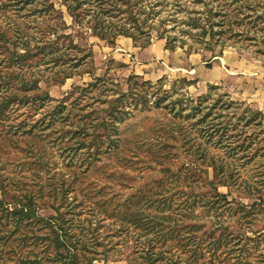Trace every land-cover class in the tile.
Returning <instances> with one entry per match:
<instances>
[{
    "label": "trees",
    "instance_id": "trees-1",
    "mask_svg": "<svg viewBox=\"0 0 264 264\" xmlns=\"http://www.w3.org/2000/svg\"><path fill=\"white\" fill-rule=\"evenodd\" d=\"M252 2L260 8L264 5L261 0H222L215 10L211 3H205L203 17L190 16L183 23L189 28L185 33L194 39L198 37L213 51L219 40L243 34L234 26L242 27L244 19L252 18L248 13L256 11ZM61 7L66 8L74 24H88L94 37L112 46L123 36L135 42L144 38L143 45L147 47L151 45L153 31L158 30L152 23L154 12L147 13L142 0H0V67L9 70L5 73L0 70V140L9 141L15 150L27 156L29 160L22 168L34 170L31 173L35 177L48 172L43 171L49 166L48 151L38 142L46 137L41 132L54 128L58 121L82 122L75 129L60 128L53 132L58 133V138L66 135L72 140L78 138L75 145L64 151L76 155L84 149L81 163L89 171L103 155L128 146L129 140H122L120 125L134 110L163 108L174 118L164 124L156 121L150 127L157 144L135 142L136 149L146 153L145 163L158 165L160 171H149L153 175L143 177V183L136 181V186H131L134 191L124 198L105 192L107 185L101 187L98 194L104 201L98 202V209L92 208V203L84 205L80 199L77 175L71 181L38 184L36 192L24 189L27 183L16 179L15 189L11 190L0 167V264H95L110 258L127 264H264L261 111L246 108L241 115H235L233 126L225 127V132H232L227 138V164L213 156L208 158L202 145H195L197 139L188 137L187 126L174 121L178 117L190 120L202 115L191 122L192 129L198 126L200 138L211 142L215 135L207 122L220 100L208 109L203 106L209 97L201 96L199 105L183 117L182 112L189 110L184 109V99L178 97L168 102L172 94L161 87L162 80L158 81L160 85H154L132 76L127 92L115 90L109 94L112 89L104 87L106 80L99 77L85 89L76 88L80 93L77 99L71 101L69 96L58 101L33 123L28 124V119L11 123L17 120L14 115L22 107L34 109L36 115L57 102L47 93L29 95L39 90L44 70L51 66L64 68L56 72L57 76L60 72L64 74L62 80L56 81L63 83L73 77V69L93 60L92 53L80 49L70 35L62 32L67 25ZM258 19L264 23L262 16ZM177 40L178 37L169 38L166 50L175 51ZM181 82L187 86L194 84L187 79ZM93 89L101 90L99 100L106 107L87 113L81 108L75 112L78 101ZM239 106L227 101V109ZM219 132L220 129L216 130V134ZM221 137L219 144H223ZM181 139L183 148L192 152L200 164L173 170L168 162L175 158ZM236 163L239 166H234ZM246 167L257 171L254 175L257 183L253 186L240 181L235 172ZM221 188L239 191L238 196L250 203L236 197L230 199L229 193L224 194ZM46 209L53 214L42 215L41 211ZM87 211H91L93 218Z\"/></svg>",
    "mask_w": 264,
    "mask_h": 264
},
{
    "label": "rangeland",
    "instance_id": "rangeland-1",
    "mask_svg": "<svg viewBox=\"0 0 264 264\" xmlns=\"http://www.w3.org/2000/svg\"><path fill=\"white\" fill-rule=\"evenodd\" d=\"M197 1L142 0L143 9L147 13L154 12L152 23L158 28V30L153 31L151 45L147 47L143 45L145 43L144 38V41L135 42L123 36L118 37L116 44L112 46L107 41L94 37L88 24H74L72 18L67 14L66 8L61 7L67 25V29L62 32L70 35L74 44L80 49L85 50L86 53H92L93 60L84 61L77 69H73L75 71L73 77L63 83L56 81L62 80L64 74L60 72V75L57 76L56 72L62 71L64 68H52L51 66V68L44 70L45 68L42 66L41 70L44 71L38 85L39 90L33 91L29 95L47 93L57 102L47 105L36 115L34 109L29 110L22 107L14 115L17 120L11 123L18 124L24 119H28V124L33 123L34 119L42 116L41 113L52 110L58 104V101H62L69 96L71 101L77 99L80 93L76 88L85 89L88 84L93 83L99 77L105 78L104 87L112 89L109 94H112L115 90L127 92L128 81L132 76H139L142 81H150L154 85H160L158 81L162 80L161 87L172 94V98L168 102L178 97L184 99V109L189 110L182 112L183 117L191 112L190 109L199 105L201 96L209 97L208 102L203 106L208 107V109L211 108L214 102L220 100L207 122L208 126L213 127L210 132L215 135L211 142H207V138H200L197 131L198 126L192 129L191 122L199 120L202 115L190 120L178 117L174 121L187 126L190 131L188 137L191 136L197 139L194 142L195 145L201 144V148L206 151L208 158L213 156L219 158L220 162L227 164V138L232 132H225V127L233 126L237 120L235 115H241L246 108L259 110L264 115V23L258 19L259 16L264 18V5L262 4L260 8L257 6L258 4L252 2L253 7L256 9L255 12H248L252 18L250 20L244 19L242 27L234 26L237 31H241L243 34L230 40L227 38L223 42L219 40L218 44L213 45V51H210L206 48L205 43L198 40V37L194 39L185 33L189 28L183 23L188 21L190 16L203 17L202 12L205 9V3H211L209 4L210 7L213 5L216 10L222 0H216V2H213V0ZM261 1L264 3V0ZM173 37H178L177 49L175 51L166 50L168 39ZM182 43H185L184 48H181ZM0 70L3 73L9 71L2 67H0ZM182 79H187V81L194 84L187 86L181 82ZM100 95V89H93L92 92L86 93L83 99L78 101V105L75 106V112H78V109L81 108H84L83 113L105 108L106 106L99 100ZM104 98L105 95L102 96V99ZM111 98L109 97V99ZM227 101L237 103L240 106L227 109ZM179 109L180 107L177 105L176 110ZM172 118H174L173 115L163 108L160 110L151 109L150 111L134 110L128 120L120 125V130L123 132L122 140H129L128 146H124L123 149L118 151L112 150L110 153L103 155L101 160L93 164L89 171L81 163L84 158V149L76 155L73 151H64L72 144L75 145L78 138L72 140L69 135L58 138V133L53 132V129L59 131L60 128L75 129L82 122L74 120L72 124V122L62 123L58 121L54 128L41 132L46 136L44 139L41 141L36 140L48 151L49 166L46 170H43L48 172H42L36 177L33 176L31 171L34 170L21 167L24 162L26 163L29 160L27 156L20 150H15L9 141L4 142L1 140L0 167H2V172L9 180L8 188L11 190L15 189L13 182L16 179H23L24 183H27L24 189L36 192L38 187L35 186L38 184L57 183L63 179L71 181L77 175L79 176L77 187L80 199L82 198L84 205H91L90 203H92V208L98 209L100 207L98 202L104 201V198H101L98 194L101 187L104 188L107 185L105 192L117 193L119 197L123 196L124 198L134 191L136 181L143 183V177L153 175L149 171H160L158 165L149 166L145 163L144 156L147 157L146 153L143 154L140 152L141 150H137L135 142L142 141L147 144H157L158 140L155 141V138L151 137L154 134L149 131L150 127L155 125L156 121L164 124V121ZM218 129H220V132L216 134ZM255 131L259 132L261 130L255 128ZM219 135L222 136L223 144L218 143L220 141ZM181 141L180 145L178 144L179 149L176 150L175 158L173 161L168 162V166L172 167L173 170H178L180 166L200 164L197 157L192 155V152H188L183 148L184 141L182 139ZM22 145L24 146V144ZM143 149L147 150V148ZM152 166L157 169L153 168L152 170L150 168ZM234 166H239V164L236 163ZM209 171L212 173L211 169ZM235 172L239 174L240 181L251 184V186L257 183V177H254L257 171L254 169L246 167V169ZM119 174L121 178L118 177ZM220 190L224 194L229 193L230 199L236 197L244 203H250L249 200L241 199L238 196L239 191L227 188H221ZM90 212L87 211L86 213L93 218ZM41 214L49 216L53 212L46 209L41 211ZM95 264L127 263L113 261L110 258L107 261L99 260Z\"/></svg>",
    "mask_w": 264,
    "mask_h": 264
},
{
    "label": "crops",
    "instance_id": "crops-1",
    "mask_svg": "<svg viewBox=\"0 0 264 264\" xmlns=\"http://www.w3.org/2000/svg\"><path fill=\"white\" fill-rule=\"evenodd\" d=\"M122 43V42H121Z\"/></svg>",
    "mask_w": 264,
    "mask_h": 264
}]
</instances>
